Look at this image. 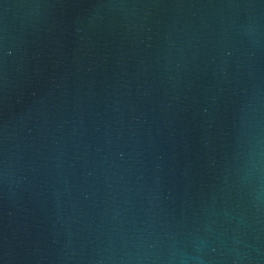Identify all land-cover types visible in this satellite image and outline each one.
I'll return each instance as SVG.
<instances>
[{"label":"water","instance_id":"1","mask_svg":"<svg viewBox=\"0 0 264 264\" xmlns=\"http://www.w3.org/2000/svg\"><path fill=\"white\" fill-rule=\"evenodd\" d=\"M0 264H264V0H0Z\"/></svg>","mask_w":264,"mask_h":264}]
</instances>
